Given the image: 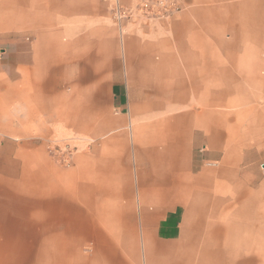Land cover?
Segmentation results:
<instances>
[{
  "label": "crops",
  "instance_id": "crops-1",
  "mask_svg": "<svg viewBox=\"0 0 264 264\" xmlns=\"http://www.w3.org/2000/svg\"><path fill=\"white\" fill-rule=\"evenodd\" d=\"M176 2L0 0V264H264V0Z\"/></svg>",
  "mask_w": 264,
  "mask_h": 264
},
{
  "label": "built area",
  "instance_id": "built-area-1",
  "mask_svg": "<svg viewBox=\"0 0 264 264\" xmlns=\"http://www.w3.org/2000/svg\"><path fill=\"white\" fill-rule=\"evenodd\" d=\"M179 10L176 0H138L134 7H126L121 0H115L112 15L115 23L122 28L123 24L143 21L145 24H161L172 20ZM75 148V149H74ZM69 144L64 147H51L53 156L65 166H69L74 150Z\"/></svg>",
  "mask_w": 264,
  "mask_h": 264
},
{
  "label": "rangeland",
  "instance_id": "rangeland-1",
  "mask_svg": "<svg viewBox=\"0 0 264 264\" xmlns=\"http://www.w3.org/2000/svg\"><path fill=\"white\" fill-rule=\"evenodd\" d=\"M123 4V3H122ZM124 5V4H123ZM127 7V6H126ZM16 19H17V16H14V15H10V16H8L7 18H5L4 20H6V21H9L10 23H13L14 21H16ZM73 138V140H75L74 139V137H69V138H67V139H62V140H53V144H52V146L51 147H55V146H59V147H64V146H66L67 144H69L70 143V141H71V139ZM61 163V162H60ZM263 165H264V163H263ZM262 168V167H261Z\"/></svg>",
  "mask_w": 264,
  "mask_h": 264
}]
</instances>
